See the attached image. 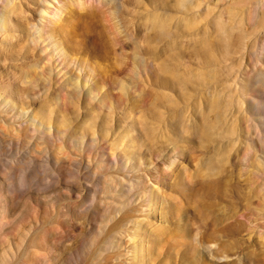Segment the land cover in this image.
Instances as JSON below:
<instances>
[{
	"label": "rangeland",
	"instance_id": "1",
	"mask_svg": "<svg viewBox=\"0 0 264 264\" xmlns=\"http://www.w3.org/2000/svg\"><path fill=\"white\" fill-rule=\"evenodd\" d=\"M59 1L46 50L94 98L70 102L36 75L24 37L37 0H16L0 32V105L51 131L0 116V264H264L260 0L249 17L242 0H119L117 12ZM115 18L151 63L128 96L134 49Z\"/></svg>",
	"mask_w": 264,
	"mask_h": 264
},
{
	"label": "bare ground",
	"instance_id": "2",
	"mask_svg": "<svg viewBox=\"0 0 264 264\" xmlns=\"http://www.w3.org/2000/svg\"><path fill=\"white\" fill-rule=\"evenodd\" d=\"M98 2H107L109 4H114L116 12L119 9V0H95ZM177 4L182 8H187V5H192L191 0H176ZM217 2H221L222 0H216ZM16 0H3V5L0 8V32L4 31L5 27H7L9 24L12 23L11 16L15 14L17 7L19 4L15 3ZM64 2L71 3L72 0H64ZM222 2H226V0H223ZM252 0H242V13L246 14L247 17L250 15V4ZM61 1L59 0H37V13L31 22H26V25L28 26V32L25 35V40L29 42L32 45L37 46L40 59V67L35 72L36 75L40 76L44 82H50V77H55L59 80L60 86L63 87L68 95V100L70 102L73 101V99L80 97L83 95L84 97L88 98H94L90 87L86 83V81H82L79 77H75L72 75L66 74L64 68L57 64L56 61L50 56V53L52 51L46 50V47L48 46V42L44 40L43 37V28L47 24L48 21H50L52 18H58V11L61 10L62 6L60 5ZM64 4V3H63ZM222 4V3H221ZM262 5V10L258 17L256 18L254 28H260L264 29V0H260V3ZM240 12V13H241ZM94 14L87 13L84 15V17H91ZM236 17V16H234ZM59 19V18H58ZM152 19L154 20V23L159 22L160 27H164V20L161 19L160 16H153ZM60 23L63 22V20L59 19ZM240 23V21H239ZM193 23L189 22L188 25L191 26ZM111 29L114 31L115 34H117L122 43L126 45V47H132L134 49L132 61L133 64L131 68L129 69L128 74V84L123 87V89H120V91L123 92V95L128 96L130 94V91L133 93L139 92L141 82V78L143 75L147 74L150 71V64L148 63L146 58L141 52V46L137 43V40H135L134 36L131 35L129 30L121 25L120 21L115 18L112 20ZM259 29V30H260ZM224 31V29H223ZM101 38V36H100ZM84 61H89V59L84 56L82 58ZM38 65V63L32 64V66ZM80 70L76 68V73H78ZM252 81L254 83H260L264 87V72L260 69H254L252 71ZM264 90V89H263ZM264 94V92H263ZM94 100H96L98 103H101L103 100L102 97L97 96ZM254 101V100H253ZM2 103L0 106H9L11 111L4 110L3 112H0V116L3 117L5 120H12L15 118H19L17 123H24L27 126H29L31 129L38 128V131L42 134H49L51 131V128L44 127L41 128L40 125H42L40 122H37L34 118L35 115H33V112L28 111H19L16 110V105L13 102L8 103L6 99L2 100ZM110 108V107H108ZM111 110V108L109 109ZM261 121L262 118H259ZM39 124V125H38ZM18 126V125H17ZM135 240V239H134Z\"/></svg>",
	"mask_w": 264,
	"mask_h": 264
}]
</instances>
